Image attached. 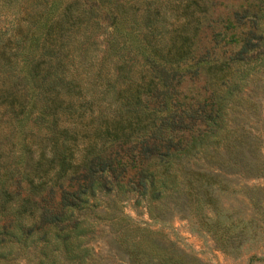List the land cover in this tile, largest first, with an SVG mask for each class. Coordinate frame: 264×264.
Here are the masks:
<instances>
[{
    "label": "trees",
    "instance_id": "trees-1",
    "mask_svg": "<svg viewBox=\"0 0 264 264\" xmlns=\"http://www.w3.org/2000/svg\"><path fill=\"white\" fill-rule=\"evenodd\" d=\"M253 1L257 8L233 11L232 33L227 37L223 28L219 52L209 56L206 49L186 67L196 55L200 21L182 17L164 40L155 7L130 19L143 27L140 45L147 47L131 54L111 43L98 57L89 53L95 39L85 45L75 36L62 39L69 27L86 37L104 32V0H40L25 24L0 35V119L11 137L0 148V245L31 238L46 256L60 246L69 256L88 249L81 246L86 218L80 215L102 192L122 199L131 192L152 217L188 211L226 251L255 238L264 223V194L235 183L264 178L260 135L244 129L237 106L246 77L264 65V0ZM199 67L207 70L205 92L185 98L180 83ZM225 191L237 203L228 211L218 196ZM122 199H113L116 207ZM121 237L135 261L145 257L150 264L145 246L157 247L156 240L129 230Z\"/></svg>",
    "mask_w": 264,
    "mask_h": 264
},
{
    "label": "rangeland",
    "instance_id": "rangeland-1",
    "mask_svg": "<svg viewBox=\"0 0 264 264\" xmlns=\"http://www.w3.org/2000/svg\"><path fill=\"white\" fill-rule=\"evenodd\" d=\"M39 1L0 0V35L9 36L12 30L10 27L13 24L18 22L25 24L28 20L27 13L37 12L41 7ZM57 1L55 0V2ZM117 1H120L122 5L115 8L116 4L112 0H104V5L100 10V21L104 22V32L100 30L87 38L83 29L75 28V26L65 30L62 39L68 37L72 39L75 36L84 45L89 40L95 39L96 41L90 44L89 53L98 57L101 56L103 49L106 52L111 43L116 51L123 53L140 52L143 48L147 50L146 46L140 45L143 27L135 26L130 19L134 16L136 19L140 18L144 8L155 7L162 11L164 27L161 29V33L164 40L167 39L169 30L180 20L200 21L192 47V51L196 55L188 63L183 64V67L193 66L198 55L204 54L206 49L211 52L209 56L222 49L218 40L224 32L223 28L228 30L227 37L232 33L230 22L233 21L232 13L235 9L247 4L257 8L253 0ZM186 4L189 5V8L187 15L183 16L182 10ZM182 17L186 18L182 19ZM223 24H229V26H223ZM241 28L242 26H237L234 29L239 34ZM216 31H221V35L215 34ZM71 45L72 42H70ZM78 63L82 64L83 62L79 60ZM85 64H89V62L87 61ZM206 72L207 70L204 68L197 75L191 77L189 73L185 74L180 83L181 93L185 98L190 95L203 96L205 90L202 85ZM238 95L240 99L237 101V106L239 109H243L242 114L245 116L241 125L251 134L260 135L258 150L260 158L264 160V65L246 77ZM237 111V109H232L231 113H237ZM0 121V148H6L11 141L8 131L9 123L4 118ZM20 135L19 132H16L15 138H20ZM235 183L238 186L251 185L264 194V178L262 176H250L239 180L236 178ZM241 194L239 192L236 195L243 199ZM100 195L99 202L93 207L85 208L83 210L85 213L80 215L81 218H86L81 222L86 227L84 233L81 234L83 240L81 246H86L88 249L73 251L74 255L69 256L60 246L56 250L52 249L46 256L39 250V240L30 238L25 244L13 240L12 245H0V264H145V257L135 261L127 250L128 243L121 237L125 230H129L132 235H141L145 240L153 239L158 242L157 247L145 246L148 250L146 254L147 257L149 256L150 264H264L263 221H261L262 227L258 229L255 238L247 236L236 250L226 251L220 248L212 233L203 228L194 216L188 214V211H186L187 215L172 211L168 213V217H152L148 213L145 202L135 203L131 198V192L124 199L121 198L122 196L113 195L112 192L106 194L102 192ZM233 195L228 192L218 193L223 211L231 210L232 206H236L237 203ZM117 198L122 199L123 203L116 207L113 199ZM158 252L161 253V256L157 255ZM169 256H172L171 259ZM165 257L167 259H164Z\"/></svg>",
    "mask_w": 264,
    "mask_h": 264
}]
</instances>
